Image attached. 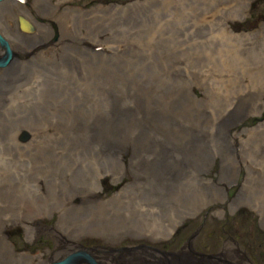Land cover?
<instances>
[{"label":"rangeland","instance_id":"374dc122","mask_svg":"<svg viewBox=\"0 0 264 264\" xmlns=\"http://www.w3.org/2000/svg\"><path fill=\"white\" fill-rule=\"evenodd\" d=\"M16 1L20 2V0ZM21 1L23 2V0ZM26 2L30 3L23 4L20 2L22 8L27 11L25 18L26 20L41 19L40 23L38 20L36 22L45 31L42 33L44 34L42 38L51 35L50 41L54 42L61 35L54 50L63 47L69 50L66 49L62 53L57 52L53 57L47 56L41 50L43 43H40L39 48H34L39 50V57H33V54L26 57L21 56L24 61L29 60L28 62L34 63L33 78L31 77V82H28L31 86L22 88L17 85L10 84L8 86L5 84L6 87H2L0 90L2 91L0 103L3 102L5 105V108H0V113L5 109L1 116L14 114L18 117L15 119V123L11 124L12 126H8L9 130L7 128L6 143L0 141L2 159L7 163L14 164L17 162L14 165L18 167V170L10 166L7 168L0 166V172H2L0 173V180L3 181L6 178L8 181L9 178H15L18 175L31 176L28 179L29 187L37 204L47 205V211L43 215L26 216L21 221L15 217L2 227V233L11 245L13 252L31 256L40 255L42 260L46 262L78 249V245L83 247L98 245L101 249H104L105 246V248L116 249L142 243L145 246L170 251V254H165L160 259L162 263L168 261L166 264H186L192 256L189 254V258L185 255L187 249L184 245L192 232L196 235L190 238L192 242L190 245L199 252H215V249H219L223 244H226L227 247L230 246L229 249L232 250L235 243L249 244L264 252V48H262L264 45V0H72L71 2H59L56 9L49 11L50 13L53 12L49 17L45 16L39 8L36 9L33 6V0H26ZM55 2V0H47L48 4ZM220 4L223 5L221 8L224 10L231 9L225 15L218 14V18H224L222 23L216 19L217 15L207 13ZM240 8H243L242 12L238 11ZM62 15H67L68 21L63 18L60 20ZM130 16L137 20L133 25L131 22V24L128 23ZM232 16L233 18H231ZM214 20L217 25L210 28L209 26ZM120 26L130 27L122 31L119 29ZM67 29H69L71 39L68 43H64L62 33ZM207 29L214 30L208 31ZM222 29L239 37L236 40L248 39L247 43L250 45H248L249 52L246 55L250 57L255 54L263 57L261 63L241 65L239 68L233 67L232 69L225 66L222 54L218 50L216 53L215 50L203 53L200 47L218 49L217 45L214 44L223 43ZM219 49L221 50L222 46ZM66 53L69 60L66 64L70 66L69 70L54 65L64 64L63 57ZM119 55L120 57L117 58ZM59 57L61 58L59 59ZM92 57L98 60L83 64L85 60ZM129 58L130 60H128ZM100 59L105 60L104 62H107L106 64H109L110 68L113 67L111 70H116L114 72L121 76L122 71H125L126 79L137 75L134 84L139 87H131L134 90L132 97L128 96L127 98L123 95L129 92L128 88L107 83L111 89L118 85L117 89L121 90L115 89L120 94L119 97L107 102L105 89L107 84L103 87L95 85L94 81ZM126 62L130 63L127 64ZM36 66L39 68L37 69ZM31 69V67L26 68L25 75H28L32 71ZM74 78L76 79L74 80ZM40 86L44 88V91L47 90L46 93L50 91V95L46 93L43 95L42 88V93H39ZM82 86L84 87L82 88ZM71 87L73 90L82 88V93L81 91H74L71 95L72 98H68L65 96V91L70 92ZM120 87L125 89H120ZM233 87L240 91L237 94L244 95L243 97L246 98V110L244 111L245 114L235 122L229 123L231 126H228L225 123L226 118L235 112L243 98L234 99L233 92L229 93ZM65 88L69 90H65ZM156 90L157 92H155ZM42 97L47 99L43 100ZM49 98L50 103L48 102ZM124 98L125 100H123ZM149 98L151 100H148ZM31 99L34 101L32 102ZM75 99L76 101H74ZM133 101L134 103L131 104ZM188 101L192 103L190 113L184 117L183 123L188 116L191 117L188 125L191 126L192 122L193 135L198 137L199 142L197 140V144L199 143L201 154L209 160L208 165L199 163L200 168H205V171H201L200 168H195L190 158L189 161H183L180 158L178 176H168L169 171H165L166 174L164 172L165 176L157 177L154 173L152 176V172L144 167L146 161L143 160L149 152L155 153L158 147H163V150L169 153L167 160L170 159L171 161L181 149L184 151L183 155H186L187 151L189 153L190 147L184 140L181 141L176 126L170 128L169 133L166 134L164 133L165 127L155 124L149 113L156 111L170 113L172 112L170 105L172 106L173 102L175 110L186 107ZM40 103L44 104L40 105ZM70 103L74 106L69 107ZM76 103L78 104L77 121L79 124L74 123L75 125L71 126L70 118L64 119L63 113L60 114L62 117L59 119L61 120L56 121L57 107L53 108V105L62 110L67 109L64 110L66 114L71 112L72 116L77 117L75 113H72ZM176 103L179 104V107L175 105ZM256 104L261 105L255 108L254 105ZM48 106L54 113H48L45 118L44 113L41 112ZM113 109L116 113L118 111L119 114L125 115L123 131L120 132L123 139L121 137L115 143V147L108 148V145H103L100 140L95 138L94 134H91V131L106 128H113L114 130L113 119L111 118ZM81 116L84 117L82 121L79 120ZM195 116L197 119L193 118ZM117 118L120 120L121 117ZM17 123L23 125L24 128ZM146 126L148 127L146 128ZM85 127L86 132L83 130ZM65 128V132H63ZM183 129L185 132H189V128L183 127ZM73 131L78 132L79 139L71 140L73 143L71 141L65 143V133L67 135L71 133L74 139ZM221 131L227 151L223 155L219 146ZM139 133H141V139L143 137L146 139L143 144H138L136 141ZM52 136L53 138L57 137V140L59 139L58 144L56 141L54 144ZM103 143H110V140H104ZM134 143H136L135 146H148V149L145 147L147 150H140V157L135 156L133 158L132 147ZM251 144H255L256 147H251ZM38 147L41 148L40 153H45L49 155V158H58L61 161L59 160L57 164L53 165L54 163L52 164L50 158L48 164L46 161L36 163L35 157L31 158L28 155V150ZM43 147L47 148L44 149ZM170 154L172 155L171 158ZM33 159L34 161H31ZM75 161H78V165ZM69 162L71 163L68 164ZM23 166L27 168L24 169ZM76 169L77 172H79L78 170L80 172H75ZM40 170L43 172L38 174ZM222 171L229 178H221ZM76 174L80 178L77 176L76 179ZM206 188L209 189V192ZM192 191L196 194H204L201 202L198 200L199 198L191 197ZM185 193L184 197L183 194ZM212 193H217L218 196H211ZM210 196L209 201H204ZM5 202L0 203L1 214L9 215L14 212L15 216L20 212L19 216L24 215L23 206L15 203L12 205L7 202L5 204ZM70 211L75 216H79L78 222H72L67 217V213ZM149 213H153L149 216L156 217V219H149L150 224H158L160 227L168 228L171 226L170 233L159 238L154 235L155 233L147 230V227L144 226L149 223L144 216ZM61 243L62 246L56 249ZM148 251H152L151 248ZM50 252L52 254L48 255ZM154 253L158 254L157 252ZM172 256L177 257V259H171ZM234 259L229 253L226 255V260H223L227 263L236 264L237 261L235 262ZM137 260H141L139 264H158L160 262H156L154 257L147 255L137 258L136 264H138ZM262 260H264L263 257ZM27 263H36V259ZM190 264L193 262L190 261Z\"/></svg>","mask_w":264,"mask_h":264},{"label":"bare ground","instance_id":"6f19581e","mask_svg":"<svg viewBox=\"0 0 264 264\" xmlns=\"http://www.w3.org/2000/svg\"><path fill=\"white\" fill-rule=\"evenodd\" d=\"M56 2L54 3V4H48L47 3V0H33V6L37 9V8H39L40 9V11H42L43 12V14L45 15V16H50V15H52V13L53 12H49L50 10H54V9H56L58 6V3L59 2H62V1H65V2H71L72 0H55ZM223 5H219V6H216L215 8H213V9H210L207 13H210V14H215V15H217V17H216V19H218V20H220V22L222 23V20H224V18H218L219 16H218V14H220L221 13V15H225V14H227V13H229L230 11H231V9L230 10H228V9H222L221 7H222ZM23 6H21L20 5V2H18V1H16V0H0V35L5 39V40H7L8 41V43H9V45H10V47H11V49H12V52H13V56L11 57V59L4 65V66H2V67H0V90H1V88L3 87V88H5L6 86H5V84H7L8 86L10 85V84H12V85H17L18 87H26V86H28V85H30L31 86V84L30 83H28V82H31V77H32V72L33 71H35V69H34V63L33 62H26V61H24V59L21 57V56H23V57H26V56H28L29 54L30 55H32L33 54V57L34 56H36V57H39L38 55H40L39 54V50L38 49H34V48H36V47H40L41 45H39L40 43H43V47H42V51H44V54H46L47 56L48 55H51L52 57H53V55L55 56V54L57 53V52H60V53H62L63 51H65L66 49H68V48H61V49H58V50H54L56 47H57V41H59L60 40V36L58 37V39H56V41H54V42H51L50 41V39H51V35L48 37H45V38H42V36L44 35V34H42V33H44L45 31H43L42 30V28L39 26V25H37V22H36V20L33 18V20L31 19V20H26V18H25V16H26V13H27V11L25 10V8H22ZM109 9H110V7H109ZM242 9L243 8H240L238 11L239 12H242ZM94 10V9H93ZM96 10H99V9H96ZM95 10V11H96ZM72 11V10H71ZM92 11V10H91ZM101 11V10H100ZM103 11V10H102ZM114 11H115V9H114ZM76 12V11H75ZM74 12V13H75ZM120 12H121V10H120ZM119 12V13H120ZM124 12V11H123ZM84 13V12H83ZM96 13V12H95ZM131 13H133L132 11H131ZM30 14V13H29ZM86 15V14H85ZM93 15V14H92ZM220 15V16H221ZM66 16L67 15H62L61 17H60V20H61V18H63V19H65V20H67L68 21V18H66ZM69 16V15H68ZM88 16V15H87ZM124 16V15H123ZM205 16H207V15H205ZM211 16V15H210ZM209 16V17H210ZM43 17V16H42ZM97 17V16H96ZM102 17V16H101ZM108 17V16H107ZM113 17V16H112ZM78 18V17H77ZM100 18V17H99ZM103 18V17H102ZM213 18V17H212ZM231 18H233V16L231 17ZM79 19V18H78ZM81 19H83V18H81ZM85 19V18H84ZM106 19V18H105ZM109 19H111V18H109ZM115 19H116V17H115ZM121 19H123V18H121ZM175 19V18H174ZM215 19V20H216ZM59 20V21H60ZM88 20V19H87ZM86 20V21H87ZM89 20H91V19H89ZM95 20H98V19H95ZM215 20L213 21V23L209 26L210 28H213V27H215L217 24L216 23H214L215 22ZM63 21V20H62ZM61 21V22H62ZM85 21V20H84ZM85 21V22H86ZM118 21V20H117ZM122 21V20H121ZM135 21H137V20H134L133 19V16H130L129 18H128V23H132V25H133V23L135 22ZM100 22V21H99ZM98 22V23H99ZM105 22V21H104ZM103 22V23H104ZM115 22V21H114ZM40 23V22H39ZM78 23V22H77ZM81 23H83V22H81ZM95 23H97V22H95ZM101 23V22H100ZM130 23V24H131ZM86 24V23H85ZM107 24V23H106ZM110 24V23H109ZM112 24H113V22H112ZM118 24V23H117ZM97 25H99V24H97ZM121 25H123V24H121ZM102 26V25H101ZM104 26V25H103ZM105 26H108V25H105ZM115 26H116V24H115ZM118 27H119V25H118ZM130 26H126V27H122V26H120V28L119 29H122V31H124L126 28H129ZM132 27V26H131ZM105 29V28H104ZM107 29H108V27H107ZM117 29V28H116ZM135 29V28H134ZM129 30H131V29H129ZM208 31H213L214 29H207ZM114 31V30H113ZM121 31V32H122ZM128 32H130V31H128ZM131 32H132V30H131ZM126 33V32H125ZM221 33H222V36H223V43L222 44H219V43H215L214 45H217V48L218 49H213L212 47H200V48H202V51H203V53H207V52H213L214 50H215V53L217 52V50L219 51V53H221L222 54V57H223V60H224V64H225V66L226 67H228V68H232L233 69V67H236V68H239L241 65H252V64H254V63H256V62H259V63H261V59L263 58V57H260L259 55H255V54H252V56H250V57H248L247 55H246V53L247 52H249V48H248V45H250L249 43H247V40L248 39H244V40H236L237 38H239V37H237V36H235V35H233V34H231L230 32H227V31H224L223 29H222V31H221ZM111 34H112V31H111ZM117 34V33H116ZM123 35V34H122ZM62 36H63V38H62V40H63V42L64 43H68L69 41H70V39H71V37H70V34H69V29H67V30H65L63 33H62ZM243 37H245L244 35H242ZM114 37V36H113ZM247 38V37H246ZM136 39V38H135ZM138 39V38H137ZM113 40V39H112ZM119 43V42H118ZM139 46H140V44H139ZM220 46H222V49L220 50L219 49V47ZM142 47V46H141ZM119 48V47H118ZM262 48H264V45H263V47ZM45 49V50H44ZM69 50V49H68ZM243 50H248V51H243ZM37 51V52H36ZM131 51V50H130ZM137 51V50H136ZM119 52V51H118ZM138 52V51H137ZM1 53H2V51H1V49H0V56H1ZM41 53V52H40ZM128 53V52H127ZM128 54H130V53H128ZM132 54V53H131ZM67 53L65 54V57H63V59L65 60V62H64V64H54V63H52V64H54L55 66L57 65V66H60V68H63V69H68V68H70V66H67V64L66 63H68V59H67ZM137 55V54H136ZM125 56H126V54H125ZM128 56V55H127ZM120 57V55L117 57V58H119ZM61 57H59V59H60ZM54 59V58H53ZM52 59V60H53ZM56 59V58H55ZM62 59V60H63ZM104 59V58H103ZM102 59V60H103ZM106 59V58H105ZM125 59V58H124ZM132 59V58H131ZM41 60V59H40ZM49 60V59H48ZM51 60V59H50ZM68 60V61H67ZM98 59L97 58H94V57H92V58H88L87 60H85L84 62H83V64L84 63H89V62H96ZM101 59L99 60V62H98V65H97V72H96V78H95V85H100V86H103L104 87V85L105 84H107V83H109V84H118V85H121V86H124V87H126V88H128L129 89V92L128 93H125V94H123L125 97L127 96V98H128V96H133V94H134V90L131 88V87H139V86H136L135 84H134V82H135V79H136V76H134V77H130V76H128V77H130V79H126V73H125V71H122V76L120 75V74H118L117 72H114V71H116V70H114V71H112L111 69L113 68H110L111 66H109V64L107 65L104 61H102ZM127 60V59H126ZM128 60H130V58L128 59ZM227 60V61H226ZM117 61H118V59H117ZM133 61V60H132ZM37 62V61H36ZM58 62V61H57ZM110 61L108 60V63H109ZM127 63V62H126ZM128 63H130V62H128ZM127 63V64H128ZM41 64V63H40ZM47 64V63H46ZM111 64V63H110ZM257 64V63H256ZM31 65H33V66H31ZM114 65V64H113ZM112 65V66H113ZM126 65V64H125ZM43 66V65H42ZM45 66V65H44ZM52 66V65H51ZM124 66V65H123ZM32 68L31 70L32 71H30V73L28 74V75H25V73L27 72V70H26V68ZM46 67V66H45ZM119 67H121V66H119ZM36 68H37V66H36ZM39 68V67H38ZM37 68V69H38ZM74 68V67H73ZM76 68V67H75ZM123 68V67H122ZM127 68V67H126ZM134 68V67H133ZM25 69V70H24ZM50 69H52V68H50ZM57 69V68H56ZM55 69V70H56ZM116 69V68H115ZM120 69V68H119ZM130 69V68H129ZM129 69H127V70H129ZM231 69V70H232ZM43 70V69H42ZM54 70V71H55ZM60 70V69H59ZM69 70V69H68ZM131 70V69H130ZM133 70V69H132ZM61 71V70H60ZM63 71V70H62ZM65 71V70H64ZM71 71V70H70ZM69 71V72H70ZM72 72V71H71ZM139 72V71H138ZM46 73V72H45ZM121 73V72H120ZM64 74V73H63ZM66 74V73H65ZM75 74H78V73H76L75 72ZM128 74H130V73H128ZM44 75V74H43ZM69 75V74H68ZM81 75V74H80ZM131 75H133V74H131ZM36 76H38V75H36ZM61 76V75H60ZM59 76V77H60ZM75 76V75H74ZM77 76V75H76ZM44 77V76H43ZM26 78V79H25ZM33 78V77H32ZM67 78V77H66ZM69 78V77H68ZM78 78H80V77H78ZM76 78H74V80H75ZM35 80H37V79H35ZM39 80V79H38ZM40 80H41V78H40ZM39 80V81H40ZM43 80V79H42ZM68 80V79H67ZM79 80V79H78ZM131 81V83H130V81ZM240 80V82H241V79H239ZM34 81V80H33ZM32 81V82H33ZM63 82H64V80H62ZM61 81V82H62ZM73 81V80H72ZM38 82V81H37ZM78 82V84H79V81H77ZM76 82V83H77ZM133 83V84H132ZM37 84V83H36ZM64 84H66V83H64ZM69 84V83H68ZM68 84H67V86H68ZM75 84V83H74ZM156 84H157V82H156ZM33 85H35L34 83H33ZM118 85H116V86H114V88H112L111 89V87H109V85L107 84V86H106V93H107V102H110V100L111 99H117L118 97H119V93H117L116 91H115V89L116 90H118L117 88L119 87ZM142 85H143V82H142ZM142 85H140V86H142ZM150 85V84H149ZM155 85V84H154ZM30 86H28V87H30ZM66 86V87H67ZM77 86V85H76ZM99 86V87H100ZM156 86V85H155ZM12 87V86H11ZM34 87V86H33ZM32 87V88H33ZM78 87V86H77ZM80 87H81V85H80ZM84 86H82V88H83ZM97 87V86H96ZM95 87V88H96ZM98 87V88H99ZM113 87V86H112ZM124 87H120V89L121 88H123V89H125ZM153 87V86H152ZM152 87H151V89H152ZM37 88V87H36ZM43 89V91H44V88L42 87V86H40L39 87V90H38V92L39 93H42V89ZM82 88H77V90H73L72 89V87L70 88L71 90H70V92H71V94H70V92L69 91H65L66 92V95L65 96H67L68 98L69 97H71L72 98V93L74 92V91H81V93H82ZM94 88V87H93ZM156 88H157V86H156ZM167 88V87H166ZM35 89V88H34ZM47 89V88H46ZM66 89H68V88H65V90ZM122 89V90H123ZM162 89V88H161ZM164 89H165V87H164ZM23 90V89H22ZM25 90H27L26 88H25ZM51 90V89H50ZM69 90V89H68ZM99 90V89H98ZM101 90V89H100ZM139 89L137 88V91H138ZM163 90V89H162ZM238 89L236 88V87H233V89L231 90V91H229V93L231 94L232 92V95H235V97H234V99H241L243 96H241V94H237V92H240V91H237ZM47 91V90H46ZM46 91H44L43 92V95H45V93H46ZM103 91H104V89H103ZM118 91H121V90H118ZM142 91H143V89H142ZM146 91V90H145ZM161 91V90H160ZM2 91H0V93H1ZM18 92V91H17ZM50 92V91H49ZM49 92H47L46 94H49ZM78 92V93H79ZM105 92V91H104ZM126 92V91H125ZM155 92H157V90L155 91ZM102 93V92H101ZM151 93H153V92H151ZM176 93V92H175ZM17 94V93H16ZM21 94V93H20ZM62 94V93H61ZM65 94V93H64ZM94 94V93H93ZM142 94V93H141ZM144 94V93H143ZM145 94H147V92H145ZM173 95H174V93H172ZM245 94H246V92H245ZM19 95V94H18ZM50 95V94H49ZM48 95V96H49ZM79 95V94H78ZM103 95V94H102ZM123 95H122V97H123ZM153 95V94H152ZM250 95V94H249ZM3 96V95H2ZM17 96V95H16ZM30 96V95H29ZM48 96H47V98H48ZM61 97H62V95H60ZM64 96V95H63ZM77 96V95H76ZM95 96V95H94ZM131 96V97H132ZM135 97H136V95H134ZM142 96V95H141ZM146 96V95H145ZM156 96H157V94H156ZM162 96V95H161ZM26 97V96H25ZM44 97V96H43ZM42 97V98H43ZM66 97V98H67ZM79 97V96H78ZM153 98L155 97V96H152ZM151 97V98H152ZM163 97V96H162ZM169 97V96H168ZM179 97V96H178ZM16 98V97H15ZM46 98V97H45ZM45 98H43V100L45 99ZM46 98V99H47ZM74 98V97H73ZM156 98V97H155ZM8 99V98H7ZM13 99V98H12ZM61 99V98H60ZM136 99V98H135ZM134 99V100H135ZM143 99V98H142ZM141 99V100H142ZM168 99H170V98H168ZM167 99V100H168ZM183 99V98H182ZM245 97H243L242 99H241V103H240V105L237 107V109L235 110V112L231 115H229V117H227L226 118V121H225V123H227L228 124V126H231V124H229V123H232V122H235L239 117H241L243 114H245V110H246V107H245ZM9 100V99H8ZM10 100H11V98H10ZM14 100V99H13ZM32 100V99H31ZM42 100V99H41ZM69 100H72V99H69ZM123 100H125V98L123 99ZM129 100V99H128ZM127 100V101H128ZM144 100V99H143ZM148 100H151L150 98L148 99ZM154 100V99H153ZM184 100V99H183ZM182 100V101H183ZM15 101H16V99H15ZM18 101H19V99H18ZM18 101H17V103H18ZM27 101V100H26ZM34 100H32V102H33ZM39 101V100H38ZM73 101V100H72ZM74 101H76V99L74 100ZM126 101V102H127ZM145 101V100H144ZM143 101V102H144ZM186 101V100H185ZM1 102V101H0ZM42 102V101H41ZM44 102V101H43ZM47 102V101H46ZM49 103H50V98H49V101H48ZM47 102V103H48ZM70 102V101H69ZM78 102V101H77ZM112 102V101H111ZM115 102V101H114ZM119 102H121V101H119ZM175 102V101H174ZM174 102H173V104H172V106L170 105V108L172 109V110H170V111H172V112H170V113H162L161 111H159V112H155V113H149L150 114V116L152 117V120H153V122L155 123V124H157L158 126H164L165 127V130H164V133H166V134H168L169 133V131H170V128H172V127H174V126H176L177 128H178V131H179V136H180V139H181V141L183 142V140L189 145V147H190V151H189V153H188V151L186 152V155H183V153H184V151H183V149H181V150H177L178 151V153H177V155L175 154V156H173V158L171 159V161H170V159H168L167 160V158L169 157V153H167V151H165V150H163L164 148L163 147H158V149H157V151L155 152V153H153L152 151V153H150L149 152V154H147V157L145 158V159H143V160H145L146 161V166H144L145 168H147L149 171H151L152 172V176H153V173L157 176V177H159V176H162V175H164V172L165 171H169V174H167L168 176H174V177H176V176H178L179 175V170H178V168H179V164H178V162L181 164V161H180V158L183 160V161H189V158L191 159V161H192V163L194 164V166H195V168H200V164L199 163H202L203 165H205L206 164V166L208 165V161L209 160H207V159H205V156H203L202 154H201V152H200V147H199V143L197 144V140H198V137L196 136V135H193V127H192V122H191V126L190 125H188V123H189V121L191 120V117L190 116H188V118L190 117V119H188L187 117V120H185V122L183 123V120H184V117L185 116H187V115H189V113H190V107H191V104L192 103H190L189 101V103H188V105H186V107H183V108H179V109H175L174 110ZM10 104L12 103V102H9ZM29 103V102H28ZM35 103V102H34ZM37 103V102H36ZM47 103H46V105H47ZM73 103V102H72ZM72 103H70V105H69V107H73L74 105L72 104ZM118 103V102H117ZM123 103V102H122ZM129 103V102H128ZM132 103H134V101L133 102H131V104ZM147 103H149V102H147ZM147 103H144V104H147ZM187 103V102H186ZM21 104V103H20ZM41 104H44V103H40V105ZM57 104V103H56ZM67 104V103H66ZM182 104V103H181ZM8 105V104H7ZM28 105V104H27ZM32 105V104H31ZM38 105H39V102H38ZM60 105V104H59ZM65 105V104H64ZM76 106L74 107L75 108V110H74V112H72V113H75V115L77 116V117H74V116H72V114H71V112L70 113H68V114H66L65 112H64V110H67V109H64V110H62V109H60V107H58V106H56V105H53V108H56L57 107V114L55 113V115L57 116V117H55L56 118V121L58 122V119L60 118V117H62V116H60V114L61 113H63L64 114V119H66L67 117H69L70 118V120H71V122H70V125L71 126H73V125H75L74 123H77V124H79V121H77V118H78V114H79V111H78V104L76 103L75 104ZM108 105H109V103H108ZM117 105V104H116ZM125 105V104H124ZM127 105V104H126ZM155 105H156V103H155ZM176 106H178L179 107V104L178 103H176L175 104ZM183 105V104H182ZM261 104H256V105H254V107L255 108H258L259 106H260ZM4 106V107H3ZM14 106V105H13ZM30 106V105H29ZM33 106V105H32ZM65 106H67L68 107V105H65ZM129 106V105H128ZM145 106V105H144ZM152 106V104L150 105V107ZM166 106V104L164 105V107ZM247 106H250V105H247ZM24 107V106H23ZM41 107V106H40ZM117 107V106H116ZM133 107H135L134 105H133ZM132 107V108H133ZM137 107V106H136ZM142 107V106H141ZM159 107H160V105H159ZM162 107V106H161ZM0 108H5V105H4V103L2 102V104L0 103ZM19 108V107H18ZM28 108V107H27ZM39 108V107H38ZM37 108V109H38ZM64 108V107H63ZM118 108V107H117ZM145 108V107H144ZM31 109V108H30ZM33 109V108H32ZM41 109V108H40ZM73 109V108H72ZM119 109H120V107H119ZM126 109H128V108H126ZM125 109V110H126ZM130 109V108H129ZM149 109V108H148ZM160 109V108H159ZM168 109V108H167ZM5 110V109H4ZM3 110V111H4ZM12 110V109H11ZM26 110H28V109H26ZM43 110V109H42ZM41 110V111H42ZM56 110V109H55ZM117 110V109H116ZM138 110V109H137ZM140 110V109H139ZM151 110V109H150ZM162 110V109H161ZM1 111V110H0ZM2 111V112H3ZM14 111V110H13ZM20 111V110H19ZM18 111V112H19ZM24 111V110H23ZM33 111V110H32ZM164 111V110H163ZM169 111V110H168ZM1 112V113H2ZM17 112V113H18ZM21 112V111H20ZM40 112V111H39ZM50 112H53L51 109H50V107L48 106V107H46L41 113H44V115H45V118H46V115L48 114V113H50ZM112 112H113V114H111V118L113 119V125L111 124V126H113L114 127V130H113V128H111V129H104V127H103V129L104 130H102V129H97V130H95L94 132H92L91 131V134H94L95 135V138H97L98 140H100V142L104 145V144H107L108 145V148L110 147V148H112V147H115L114 145H115V143H117L120 139H121V137H122V133H120L121 132V130L123 131V127H124V116L125 115H122V114H119L118 113V111H117V113H116V111L113 109L112 110ZM121 112H122V110H121ZM135 112V111H134ZM152 112H153V110H152ZM0 113V141H1V143H6V138L8 137V135H7V128H8V126H10L11 124H13V123H15V119H17L18 117L17 116H15L14 114H11L10 116L9 115H6V116H1L2 114ZM25 113V112H24ZM54 113V112H53ZM52 113V114H53ZM191 113H192V111H191ZM9 114V113H8ZM38 114V113H37ZM107 114V113H106ZM124 114V113H123ZM137 114V113H136ZM18 115V114H17ZM22 115V114H21ZM29 115V114H28ZM34 115H35V113H34ZM40 115V114H39ZM54 115V116H55ZM65 115H67V116H65ZM24 116H25V114H24ZM53 116V117H54ZM122 116H123V118H122ZM149 116V117H150ZM23 117V116H22ZM32 117V116H31ZM49 117H51V116H49ZM117 117H121L120 118V120H118V118ZM132 118H133V116H131ZM148 117V118H149ZM13 118V119H12ZM20 118V117H19ZM33 118H35V117H33ZM54 118V119H55ZM194 119H197L196 118V116L195 117H193ZM84 119V117H80L79 118V120H83ZM111 119V120H112ZM150 119V118H149ZM24 120V119H23ZM28 120V119H27ZM30 120V119H29ZM34 120V119H33ZM36 120V119H35ZM39 120H41V119H39ZM59 120H61V119H59ZM105 120V119H104ZM122 120V121H121ZM26 121V120H25ZM85 121V120H84ZM106 122H107V120H105ZM28 122V121H27ZM33 122V121H32ZM50 122V121H49ZM49 122H47L48 124H49ZM56 122V123H57ZM66 122H67V120H66ZM85 122H87V121H85ZM99 123H100V121H98ZM128 122H130V121H128ZM128 122H127V125H128ZM133 122V121H132ZM132 122H131V124H132ZM181 122V123H180ZM31 123V122H30ZM35 123V122H34ZM46 123V122H45ZM54 123V122H53ZM194 123V122H193ZM18 124V123H17ZM36 124V123H35ZM82 124H84V123H82ZM134 124V123H133ZM150 124H152V123H150ZM190 124V123H189ZM227 124H224V125H227ZM18 125H20V124H18ZM85 125H86V123H85ZM106 125V124H105ZM12 126V125H11ZM21 126V125H20ZM23 126V125H22ZM21 126V127H22ZM66 126V125H65ZM70 126V127H71ZM79 126V125H78ZM82 126V125H81ZM84 126V125H83ZM92 126V125H91ZM101 126H103L102 124H101ZM110 126V127H111ZM157 126V127H158ZM221 126H223V125H221ZM18 128H20L19 126H17ZM28 127V126H27ZM63 127V126H62ZM87 127V126H86ZM86 127L83 129L85 132H86ZM108 127V126H107ZM125 127H126V125H125ZM128 127H130V126H128ZM127 127V128H128ZM132 127V126H131ZM139 127V126H138ZM141 127V126H140ZM148 126H146V128H147ZM150 127V126H149ZM183 127H187V128H189V132L187 133V132H185L184 131V129H183ZM12 128H14V127H12ZM22 128H24V127H22ZM21 128V129H22ZM29 128V127H28ZM32 128V127H31ZM64 128V127H63ZM76 128H78V127H76ZM75 128V129H76ZM82 128V127H81ZM94 128V127H93ZM102 128V127H101ZM155 128V127H154ZM61 129V127L59 128V130ZM88 129V128H87ZM138 129H140V128H138ZM163 129V128H162ZM8 130H9V128H8ZM33 131H34V128L32 129ZM65 130H66V128L64 129V131L63 132H65ZM74 130V129H73ZM92 130V129H91ZM126 130V129H125ZM130 130V129H129ZM134 130V129H133ZM136 130V129H135ZM134 130V131H135ZM143 130H145V129H143ZM221 130V129H220ZM13 131H14V129H13ZM32 131V132H33ZM68 131V130H67ZM126 131H128V129L126 130ZM141 131V130H140ZM154 131V130H153ZM219 131V130H218ZM11 132V131H10ZM71 132V131H70ZM141 132H143V131H141ZM41 133V132H40ZM89 133V132H88ZM127 133V132H126ZM15 134V133H14ZM13 134V135H14ZM60 134V133H59ZM58 134V135H59ZM61 134H63L62 132H61ZM72 134L73 135H75V138L73 139L72 138V136H71V133H68V135L65 133V135H66V141H65V143L67 142V143H69L68 141H73V140H78L79 139V134H78V132H72ZM141 133H139V137H137V142H138V144L139 143H145L146 142V139H145V137H143L142 139L140 138V135ZM145 134V133H144ZM222 131H221V133H220V138H221V142H220V144H219V146H220V150H221V154L223 155L224 153H226L227 151H226V145H225V143L223 142V139H222ZM17 135V134H16ZM64 135V136H65ZM212 135V134H211ZM13 138H14V136H13ZM51 138V137H50ZM52 138H53V136H52ZM60 138V137H59ZM44 139V138H43ZM54 139V144H55V141L57 142V144H58V140H57V137L56 138H53ZM122 139H123V137H122ZM46 140H49V139H46ZM104 140H110V143H103V141ZM8 141V140H7ZM45 141V140H44ZM71 141V142H72ZM123 141V140H122ZM121 141V142H122ZM166 141V140H165ZM48 142H51V141H48ZM53 142H52V145H53ZM198 142H199V140H198ZM38 143L40 144V142L38 141ZM37 143V144H38ZM73 143V142H72ZM130 143V142H129ZM36 144V145H37ZM49 144V143H48ZM6 145V144H5ZM61 145V144H60ZM62 145H63V143H62ZM120 145H122V144H120ZM127 145V144H126ZM136 145V143H134V145H133V147H132V154H134L133 155V158L136 156V157H140L141 156V151L140 150H143V151H145V150H147L148 148V146H145V145H143V146H135ZM146 145H148V143H146ZM149 145H150V143H149ZM252 145V146H251ZM250 146L251 147H256L255 146V144H251ZM8 146V145H7ZM55 146V145H54ZM66 146V145H65ZM74 146H75V143H74ZM118 146H119V144H118ZM152 146V145H151ZM42 147V146H41ZM120 147V146H119ZM122 147V146H121ZM147 149H146V148ZM188 147V146H187ZM7 148V147H6ZM44 148V147H43ZM42 148V149H43ZM45 148H47V147H45ZM44 148V149H45ZM74 148V147H73ZM107 148V147H106ZM151 148V147H150ZM4 149V148H3ZM61 149V148H60ZM77 149H78V147H77ZM115 149V148H114ZM70 150V149H69ZM121 150V149H120ZM29 153H28V155L32 158H34L35 157V162L36 163H39V162H41V161H46V163L48 164L49 163V161H50V158H49V155H46L45 153H40L39 151H41V148H30L29 150ZM39 152V153H38ZM54 152V151H53ZM175 152V151H174ZM173 152V153H174ZM48 153V152H47ZM59 153H60V151H59ZM6 154V153H5ZM9 154V153H8ZM58 154V153H57ZM3 154H1V152H0V166H5L4 168H7V167H12V168H15V169H17L18 170V167L16 166V165H14L15 163L17 164V162H15L14 164L13 163H7V162H5L3 159H2V156ZM58 155H60V154H58ZM145 155V154H144ZM171 155V154H170ZM2 156V157H1ZM28 156V157H29ZM5 157V156H4ZM8 157V156H7ZM16 157V156H15ZM56 157V156H55ZM71 157V156H70ZM172 157V155L170 156V158ZM31 158H28V159H31ZM59 158H60V156H59ZM9 159V158H8ZM52 159V164L53 165H55V164H57L58 162H59V160L60 159H54V158H51ZM67 159H69L68 157H67ZM66 159V160H67ZM12 160V159H11ZM27 160V159H26ZM49 160V161H48ZM64 160H65V158H64ZM139 160H142V159H139ZM142 160V161H143ZM7 161V160H6ZM13 161V160H12ZM31 161H34V159L33 160H31ZM30 161V162H31ZM48 161V162H47ZM55 161V162H54ZM58 161V162H57ZM61 161V160H60ZM62 161H63V159H62ZM68 161V160H67ZM69 161H71L70 159H69ZM80 161V160H79ZM144 161V162H145ZM76 162V165H78L77 164V162L78 161H75ZM42 163V162H41ZM61 163V162H60ZM63 163V162H62ZM71 162H69L68 164H70ZM73 163V162H72ZM185 163V162H184ZM19 164H22V163H19ZM26 164V163H25ZM31 164V163H30ZM65 164V163H64ZM63 164V165H64ZM27 165V164H26ZM34 165V164H33ZM36 166V165H35ZM39 166V165H38ZM44 165H42V167H43ZM49 166V165H48ZM67 166V165H66ZM70 166V165H69ZM68 166V167H69ZM80 166V165H79ZM33 167V166H32ZM41 167V166H40ZM47 167V166H46ZM57 167V166H56ZM60 167V166H59ZM62 167V166H61ZM73 167H74V165H73ZM78 167V166H77ZM143 167V166H142ZM1 168V167H0ZM20 168V167H19ZM23 168H24V166H23ZM25 168H27L26 166H25ZM24 168V169H25ZM44 168V167H43ZM47 168H49V167H47ZM46 168V169H47ZM65 168V167H64ZM63 168V169H64ZM141 168V167H140ZM32 169H34V168H32ZM45 169V170H46ZM54 169V168H53ZM59 169V168H58ZM63 169H60V170H63ZM67 169V168H66ZM69 169V168H68ZM81 169H82V167H81ZM85 169V168H84ZM138 169H139V167H138ZM20 170V169H19ZM27 170V169H26ZM25 170V171H26ZM31 170V169H30ZM51 169H49V171H50ZM59 170V171H60ZM73 170V169H72ZM145 170V169H144ZM199 170H204L205 171V168L204 167H201ZM7 171H9V170H7ZM15 171V170H14ZM24 171V172H25ZM29 171V170H28ZM65 171H67V170H65ZM64 171V172H65ZM69 171H71V170H69ZM79 172H80V170H78ZM84 171V170H83ZM185 171V170H184ZM4 172V171H3ZM16 173H17V171H15ZM14 172V173H15ZM20 172V171H19ZM18 172V173H19ZM23 172V173H24ZM43 171H41L40 170V172L38 173V174H40V173H42ZM51 172H53L52 170H51ZM72 172V171H71ZM75 172H77V169L75 170ZM79 172H77V173H79ZM81 172H82V170H81ZM0 173H2V172H0ZM21 173V172H20ZM31 173V172H30ZM58 173V172H57ZM65 173H68V172H65ZM72 173H74V172H72ZM167 172H165V174H166ZM10 174V173H9ZM13 174V173H12ZM36 174V173H35ZM64 174V173H63ZM62 174V175H63ZM14 175H16V174H14ZM27 175H28V173H27ZM43 175H45V174H43ZM58 175V174H57ZM144 175V174H143ZM143 175H142V177H143ZM147 175V174H146ZM150 175V174H149ZM46 176H48V175H46ZM45 176V177H46ZM77 174H76V179H77ZM165 176V175H164ZM58 177H59V175H58ZM74 177V178H75ZM1 178V177H0ZM5 178V177H4ZM31 178V176H26V175H18L17 177H13V178H9V180L7 181L6 180V178L2 181V180H0V181H2V182H0V203L1 204H3L2 202H7L8 204H17V205H21V206H23L24 207V215H18V214H16L15 216H14V212H11L9 215H4V214H1L0 213V264H49L51 261H59L60 259H63L67 254H65V255H60V256H62V257H60V256H58L56 259H51V260H49V261H46V262H44V260H42V258H41V256L40 255H36V256H31V255H29V254H15L14 252H13V250H12V247H11V245L7 242V240L5 239V235L2 233V227L5 225V224H7L10 220H12L13 218L15 219V217L17 218V219H19L20 221H21V219L22 218H24V217H26V216H29V217H31L32 215H43V213L45 212V211H47V205L46 206H41V205H39V204H37V201H36V199L34 198V196H33V194H32V192L30 191V187H29V182H28V179H30ZM57 178V177H56ZM78 178H80V176H78ZM162 178V177H161ZM221 178H229V176H227V175H225V172L224 171H222V174H221ZM11 179H13V180H11ZM65 179V178H64ZM142 179V178H141ZM175 179V178H174ZM181 179H183V178H181ZM58 180V179H57ZM62 180V179H61ZM60 180V181H61ZM80 181V180H79ZM152 181V180H151ZM150 181V182H151ZM155 181V180H154ZM169 181V180H168ZM163 182V181H162ZM79 183V182H78ZM172 183V182H171ZM164 184V183H163ZM154 185V184H153ZM167 185H168V183H167ZM191 185V184H190ZM159 186V185H158ZM166 186V185H165ZM177 186V185H176ZM148 187V186H147ZM161 187V186H160ZM156 188V187H155ZM172 188V187H171ZM179 188V187H178ZM181 188H182V186H181ZM188 188V187H187ZM207 189V188H206ZM160 190V189H159ZM201 190V189H200ZM208 190V192H209V189H207ZM13 191V192H12ZM175 191V190H174ZM195 191V190H194ZM160 192V191H159ZM193 192V191H192ZM191 192V193H192ZM215 192V191H214ZM151 194V193H150ZM179 194V193H178ZM181 194V193H180ZM210 194V193H209ZM185 195H186V193L185 194H183V196L185 197ZM204 196V194L202 193L201 195L198 193V194H196V192H193V194L191 195V197L192 198H195V197H197V198H199L198 200L201 202L202 200H201V198ZM211 196H214V197H217L218 196V194L217 193H212L211 194ZM211 196H210V198L209 199H204V201H209L210 199H211ZM69 197H71V196H69ZM160 198V197H159ZM168 198V197H167ZM173 198V197H172ZM79 199V198H78ZM79 202H80V200H78ZM6 202H5V204H6ZM44 202V201H43ZM84 202V201H83ZM39 203V202H38ZM42 203V202H41ZM40 203V204H41ZM81 204V203H80ZM203 204H205V202H203ZM11 205V206H12ZM7 206V205H6ZM10 206V207H11ZM84 206V205H83ZM3 207V206H2ZM5 207V206H4ZM3 207V208H4ZM17 207H19V206H17ZM22 208V207H21ZM1 209V208H0ZM5 210V209H4ZM8 210V209H7ZM12 210V209H11ZM10 210V211H11ZM21 210V209H20ZM19 210V211H20ZM17 211V210H16ZM21 211H23V209L21 210ZM85 211V210H84ZM46 213V212H45ZM151 213H149L148 215H146V216H144L146 219H147V222L149 221V219H151V218H154V219H156V217L155 216H149ZM153 214V213H152ZM151 214V215H152ZM77 215V214H76ZM19 216V217H18ZM33 217V216H32ZM36 217V216H35ZM67 217L72 221V222H78V218H79V216H75V214H73L72 213V211H70L69 213H67ZM30 220V219H29ZM17 221V220H16ZM149 223V222H148ZM72 224V223H71ZM73 225V224H72ZM145 225V224H144ZM144 227H147L146 229L147 230H149V231H152L153 233H155L154 235L156 236H158L159 238H161V237H163V236H166L167 234H169L170 233V229H171V226H170V228H168V227H160L158 224H146ZM142 231H143V229H142ZM148 232V231H147ZM151 232V233H152ZM28 233H30V231H28ZM55 233V232H54ZM56 234V233H55ZM74 243V242H73ZM192 242L191 241H188V242H186V244L184 245V247H186V249H187V253L185 254L186 256H188L189 255V252L191 251V244ZM231 243V242H230ZM62 246V243L61 244H59L57 247H56V249L57 248H60ZM106 247V246H105ZM105 247H103L104 249H99V251H100V253H101V255H99V257L97 258V260H96V263H94V264H136V259L137 258H140L139 256H136L137 254H142L143 256H146V252H143V253H132V247H128V248H123V249H117V250H115L114 252H113V254H112V256L111 255H109V256H105L106 255V253H105V251L108 249V248H105ZM230 248V246L229 247H225L224 249H223V256H224V259L226 260V255L227 254H229L230 253V255L232 256V257H234L235 259H234V261L236 262V264H244V260H243V258H242V256L240 255V253H239V251L238 250H235V248H233L232 250H230L229 249ZM106 249V250H105ZM109 250V249H108ZM57 252V251H56ZM151 252V251H150ZM49 254H52V252H50V253H48V255ZM91 255H93V254H91ZM114 259V260H112V258ZM53 258V257H52ZM171 258V257H170ZM216 258H218V257H216ZM33 259H36V263H27V262H30V261H32ZM171 259H175V258H171ZM177 259V258H176ZM175 259V260H176ZM239 260V261H238ZM115 263H114V262ZM189 261V260H188ZM190 261H192V262H194L193 260H190ZM212 262H213V260H211ZM218 261H219V263L218 264H231V263H227V262H224V260L223 259H218ZM137 263L139 264V263H141V260H137ZM75 264H89V263H87L86 261H81V262H76L75 261ZM158 264H166V262L165 263H162V260L158 263Z\"/></svg>","mask_w":264,"mask_h":264},{"label":"flooded vegetation","instance_id":"af4514ba","mask_svg":"<svg viewBox=\"0 0 264 264\" xmlns=\"http://www.w3.org/2000/svg\"><path fill=\"white\" fill-rule=\"evenodd\" d=\"M20 2L23 4H29L30 3V2H26V0H23V2L20 0ZM35 20H38V23L41 21V19H39V18H35ZM192 233H194V232H192ZM196 233H197V231H196ZM191 234H189V236ZM128 247H132L131 248L132 253L146 252V254H148V257H151V256L154 257L155 255H157L154 252L161 254V256H163V257L165 256V254H168V253L170 254V251H168V250L157 249V248H154L152 246H145V245H142V243H141V244H134L133 246H123V247L116 248V249L108 248L109 250L107 249L105 251V253H106L105 256L112 255L113 252L117 249H123V248H128ZM192 247H191V251L189 252V254H191L193 259H195V258L198 259V256H196L194 253H202L203 255L207 256V257H205V259L210 260V261H208L207 264L212 262L211 260H213L215 262L214 264H218L219 263L218 259H224L223 249L227 246H226V244H223L222 246H220L219 249H217V250L215 249V252H205V253L199 252ZM233 247L235 248V250L239 251L240 255L242 256V258L244 260V264H264V260H262V257L264 258V252L259 251L258 249L254 248V246L249 245V244H236L235 243L233 245ZM150 248L152 250L151 252L148 251V249H150ZM99 249H100V246H98V245H89V246H85V247L78 245V249H76L74 251H81V252L86 253L87 256H89L92 259V261L94 263H96L97 258L99 257V255H101ZM91 254H93V255H91ZM136 256H143V255L137 254ZM216 257H218V258H216ZM189 258H190V256H189ZM112 260H114V259L112 258ZM204 264H205V262H204Z\"/></svg>","mask_w":264,"mask_h":264},{"label":"water","instance_id":"95a60500","mask_svg":"<svg viewBox=\"0 0 264 264\" xmlns=\"http://www.w3.org/2000/svg\"><path fill=\"white\" fill-rule=\"evenodd\" d=\"M0 49L2 51L1 56H0V67L4 66L13 56V52L12 49L8 43L7 40H5L1 35H0ZM195 235V233H192L189 237L192 238ZM190 238H188V241H190ZM187 241V242H188ZM193 253V252H192ZM196 256H198V259H193L190 258V260H193V264H207L208 261H210L209 259H205V255H203L202 253H194ZM148 256V254H146ZM163 258V256L157 254L154 256V259L156 260V262H159L160 259ZM171 258H177L175 256H172ZM81 260L86 261L89 264H94V262L92 261V259L87 256L86 253L81 252V251H72L69 252L63 259H60L59 261H51L49 264H75V261L81 262ZM190 260L187 261L186 264H190ZM166 263L168 261H165ZM163 262V263H165ZM215 262H210L209 264H214ZM225 264V263H224Z\"/></svg>","mask_w":264,"mask_h":264}]
</instances>
